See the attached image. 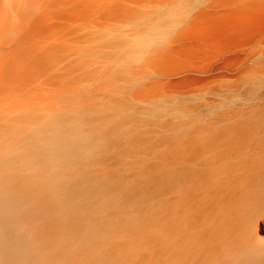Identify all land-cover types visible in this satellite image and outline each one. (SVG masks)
<instances>
[{
    "label": "bare ground",
    "instance_id": "1",
    "mask_svg": "<svg viewBox=\"0 0 264 264\" xmlns=\"http://www.w3.org/2000/svg\"><path fill=\"white\" fill-rule=\"evenodd\" d=\"M45 1L53 13L85 12L84 0ZM196 1L150 12L147 34L264 4L210 0L184 24L178 16ZM18 54L39 63L35 51ZM40 117L0 115V264H264V111L223 113L170 136L183 128L157 125L137 138L150 151L166 145L151 157L120 133L103 142L69 117Z\"/></svg>",
    "mask_w": 264,
    "mask_h": 264
},
{
    "label": "rangeland",
    "instance_id": "2",
    "mask_svg": "<svg viewBox=\"0 0 264 264\" xmlns=\"http://www.w3.org/2000/svg\"><path fill=\"white\" fill-rule=\"evenodd\" d=\"M12 1L0 0V115H63L93 140L120 133L151 157L166 145L150 151L137 138L157 125L183 128L170 136L215 114L264 111V4L217 8L196 29L152 36L148 14L168 0H84L85 12L70 14L45 0L13 12ZM32 51L38 65L18 58Z\"/></svg>",
    "mask_w": 264,
    "mask_h": 264
}]
</instances>
